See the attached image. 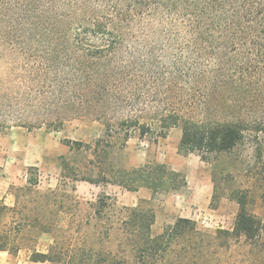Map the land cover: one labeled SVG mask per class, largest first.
Here are the masks:
<instances>
[{
  "label": "trees",
  "instance_id": "16d2710c",
  "mask_svg": "<svg viewBox=\"0 0 264 264\" xmlns=\"http://www.w3.org/2000/svg\"><path fill=\"white\" fill-rule=\"evenodd\" d=\"M151 37L157 38L152 45ZM0 46L23 61L29 78L42 82L40 110L80 113L50 124L63 126L89 113L106 120L104 136L87 145L96 158L126 146L135 135L154 145L180 129L181 149L210 162L234 151L252 133L264 132L256 115L264 113V0H0ZM216 99L231 117L200 119L197 114L212 111L210 103ZM153 101L157 105L148 106ZM151 109L153 117L143 115ZM123 110L138 113L109 121L111 111ZM39 120L43 125L48 119ZM95 167L108 176L105 182L130 192L149 189L153 197L188 187L182 173L163 163L149 161L140 168L113 163L102 171L96 161ZM69 169L64 164L63 178L75 181ZM83 180L99 182L92 176ZM239 204L234 230L227 234L258 246L264 240V221L249 211L245 196ZM147 205L144 200L125 209L118 230L105 233L108 240L120 235L115 249L105 248L102 241L56 240L47 252L33 249L32 260L161 264L174 243L197 236L198 228L181 218L153 236L156 211ZM48 207L51 203L42 201L34 209L35 219L22 217L18 223L14 219L28 207L19 211L0 200V252L19 251L25 229L55 233L54 221L48 226L53 216Z\"/></svg>",
  "mask_w": 264,
  "mask_h": 264
},
{
  "label": "rangeland",
  "instance_id": "374dc122",
  "mask_svg": "<svg viewBox=\"0 0 264 264\" xmlns=\"http://www.w3.org/2000/svg\"><path fill=\"white\" fill-rule=\"evenodd\" d=\"M156 41V37H151L148 43ZM145 49L141 50L142 55L147 53L148 48ZM28 72L29 68L23 67L18 56L0 46V200L10 207L17 206L19 211L28 207L14 219L18 223L22 217L35 219L34 209L42 201L51 203V208L45 209L53 215L48 226L54 224L55 233L41 235L38 229H25L19 238L21 249L0 252V264H49L34 262L33 249L47 252L56 240L102 241L105 248L115 249L120 235L113 234L108 240L105 233L112 227L117 231L125 209L138 207L144 200L147 207L156 211L158 223L153 227V236L162 234L181 218L197 224L198 235L174 243L161 264H264V240L255 246L244 239L233 240L227 234L234 230L240 211L239 198L243 196L247 198L249 211L264 221V149H257L260 144L264 146V132L252 133L234 151L210 162L181 149L180 129H172L166 139L154 145L135 135L126 146L117 145L107 151V157L105 154L96 158L87 145L104 136L106 120H97L92 116L94 113H89L88 117L63 126L50 124L57 117L80 113L40 110L43 84L29 78ZM220 102L212 100V111L198 113V117L216 121L231 117ZM156 105L155 101L148 103ZM137 113L111 111L108 118L115 123ZM143 115L155 114L151 109ZM256 115L264 122V113ZM39 119H48L44 123L49 125L38 124ZM74 142L86 146H76ZM96 161L102 171L113 163L132 168H140L149 161L167 164L186 177L188 187L156 197L145 188L130 192L105 182L108 176L97 170ZM64 164L70 165L67 173L75 181L63 178ZM75 170L81 171L79 177L74 175ZM90 176L98 184L83 180Z\"/></svg>",
  "mask_w": 264,
  "mask_h": 264
},
{
  "label": "crops",
  "instance_id": "0c3cea01",
  "mask_svg": "<svg viewBox=\"0 0 264 264\" xmlns=\"http://www.w3.org/2000/svg\"><path fill=\"white\" fill-rule=\"evenodd\" d=\"M157 223H158V221H157ZM157 223H156L155 227L157 226ZM155 227H154V228H155Z\"/></svg>",
  "mask_w": 264,
  "mask_h": 264
}]
</instances>
